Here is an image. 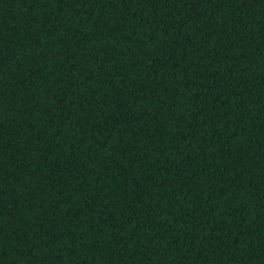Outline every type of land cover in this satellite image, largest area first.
I'll return each instance as SVG.
<instances>
[{"label":"trees","instance_id":"obj_1","mask_svg":"<svg viewBox=\"0 0 264 264\" xmlns=\"http://www.w3.org/2000/svg\"><path fill=\"white\" fill-rule=\"evenodd\" d=\"M0 264H264V0H0Z\"/></svg>","mask_w":264,"mask_h":264}]
</instances>
